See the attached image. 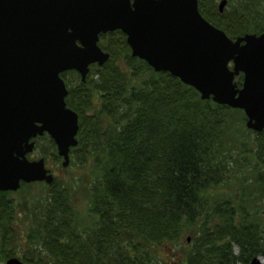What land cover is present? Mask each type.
Wrapping results in <instances>:
<instances>
[{
    "label": "trees",
    "instance_id": "16d2710c",
    "mask_svg": "<svg viewBox=\"0 0 264 264\" xmlns=\"http://www.w3.org/2000/svg\"><path fill=\"white\" fill-rule=\"evenodd\" d=\"M198 6L216 9L215 0ZM233 8L220 12L227 19L211 14L231 37L264 28L258 6ZM109 44L110 56L84 80L67 79L65 100L79 122L68 165L87 168L84 183L58 175L33 181L43 183L41 192L16 202L0 189V260L235 264L264 256V128L246 127L241 108L201 98L178 76L131 55L123 35ZM234 79L241 84L242 73ZM34 140L31 153L61 158L47 133ZM19 208L25 233L15 226ZM184 235L193 246L185 253L176 246Z\"/></svg>",
    "mask_w": 264,
    "mask_h": 264
},
{
    "label": "water",
    "instance_id": "95a60500",
    "mask_svg": "<svg viewBox=\"0 0 264 264\" xmlns=\"http://www.w3.org/2000/svg\"><path fill=\"white\" fill-rule=\"evenodd\" d=\"M117 27L132 55L201 98L241 108L246 127L264 128V29L231 37L201 14L197 0H0V189L53 180L43 156H27L44 132L68 165L79 122L60 72L75 68L84 79L90 62L109 56L98 32ZM5 263L25 264L16 255ZM246 264L264 263L254 254Z\"/></svg>",
    "mask_w": 264,
    "mask_h": 264
},
{
    "label": "rangeland",
    "instance_id": "374dc122",
    "mask_svg": "<svg viewBox=\"0 0 264 264\" xmlns=\"http://www.w3.org/2000/svg\"><path fill=\"white\" fill-rule=\"evenodd\" d=\"M234 5H235V7H234ZM255 5L258 6V10H260L262 13V14H257V15H263L264 14V0H227L226 5H225L226 7L224 8V10H227V8L229 10L230 8L232 9L234 7V8H239L240 10L252 11L253 7ZM240 12L241 11H239V13ZM252 19L253 18L251 16V20ZM260 22H264V16H261ZM227 24H228V22H227ZM221 27H222V25H221ZM262 29H264V28H262ZM120 50L121 49H118L117 51H120ZM95 74H97V73H95ZM76 76L77 75L75 74V72L67 71L64 78H65L66 82L69 80L72 83H74L76 81ZM47 144H48V142H47ZM34 153L35 154L32 153L33 156H38V152L36 150L34 151ZM51 155H52V153L50 152V155L45 158V163L47 166H49V168L51 169V171L55 175H58V176L62 177L63 179H70V177H72V176H74L75 178H78L81 176V179L80 180L78 179V182H79V184L84 183L83 178L85 176V171L87 169L85 166L83 167V166L77 165V164L63 166L61 164V158H58V159L51 158L52 157ZM42 187H43L42 182L41 183L29 182V184L23 186L22 188L19 187L18 189H15L13 191H9L8 194H9L10 198H13V200L15 202L21 201V199H24V198H26L29 201L31 193L34 192V193L38 194V192H41ZM74 188H75V186H74ZM80 194L81 193L77 192V194L75 195L77 201H81V195ZM261 202H263V204H264V201H261ZM18 204H20V203H18ZM23 214H24L23 211L19 208V210L17 211V214L15 215L16 216L15 217V226L18 227V230L20 231V233H25V231L28 227V220L23 216ZM262 220H264V212L262 215ZM181 240H182V242H179V244L176 245L178 247V249H182L183 253H185L184 250H186L188 248L192 249L193 246L191 245V242L189 241L190 239H187L186 235L182 236ZM19 242H21V243L23 242L22 236H20L18 238V245L16 244L18 247V249H17L18 250L17 252L19 253L18 255L21 254L22 249H24V247H25V245L21 246V243H19ZM11 244H13V245L15 244L14 240H13V242L11 241ZM232 250H233V252H236L238 250L237 244L234 243L232 245ZM165 255L168 257L169 261H172L173 260L172 258L176 256V253L169 251ZM5 258L0 260V264H6ZM260 258H261L262 262L264 263V256L262 254L260 255ZM235 264H246V263H244L243 261H235Z\"/></svg>",
    "mask_w": 264,
    "mask_h": 264
},
{
    "label": "flooded vegetation",
    "instance_id": "af4514ba",
    "mask_svg": "<svg viewBox=\"0 0 264 264\" xmlns=\"http://www.w3.org/2000/svg\"><path fill=\"white\" fill-rule=\"evenodd\" d=\"M226 2H227V0H226ZM226 2H225V4L222 6V8L220 9L219 8V5H218V3H219V0H215V7H216V9H214L213 10V13H210V12H208V10H206V7H203V8H201L200 6H198V9H199V11L201 12V14L206 18V19H208L209 21H211L212 23H214V21H213V18H212V15L211 14H213V16H215V17H217V18H220V19H227V17L224 15V14H221L220 12H222L223 10H224V8L226 7L225 5H226ZM204 11H205V13H204ZM205 14V15H204ZM215 24V23H214ZM217 25V24H216ZM219 27H221V26H219ZM223 28V27H222ZM224 29V28H223ZM225 30V29H224ZM226 31V30H225ZM244 32H246V31H244ZM244 32H240V33H238L237 35H239V34H242V33H244ZM260 32V31H259ZM226 33L228 34V35H230L227 31H226ZM114 35H119L120 37L123 35V38L125 39V41H126V34H125V32H123L120 28H114V29H107V30H105V31H99L98 32V39H97V43L99 44V46L103 49V50H106V51H109V56H110V50L109 49H107L105 46H107V45H110L109 44V41L110 40H113V38H114ZM126 43H127V41H126ZM128 44V43H127ZM128 46H129V44H128ZM129 48H130V46H129ZM130 51H131V49H130ZM131 53V52H130ZM132 55V54H131ZM134 56H136V55H134ZM143 59V58H142ZM102 63H104V62H102ZM102 63H97L96 61H94V62H90L89 63V69H88V71L86 72V74L87 73H89L90 71H91V69H93L94 68V66L95 65H100V64H102ZM67 71H73V72H75V74H78V76L80 77V79H81V76H80V72L77 70V69H75V68H69V69H65V70H63L62 72H64V73H62V76L63 77H65V74L67 73ZM86 76V75H85ZM65 79V78H64ZM85 79V78H84ZM84 79H81V80H84ZM51 170V169H50ZM41 181V180H40Z\"/></svg>",
    "mask_w": 264,
    "mask_h": 264
}]
</instances>
